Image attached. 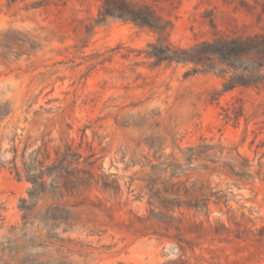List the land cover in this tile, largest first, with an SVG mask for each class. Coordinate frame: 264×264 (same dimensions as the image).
Returning <instances> with one entry per match:
<instances>
[{
    "label": "rangeland",
    "instance_id": "1",
    "mask_svg": "<svg viewBox=\"0 0 264 264\" xmlns=\"http://www.w3.org/2000/svg\"><path fill=\"white\" fill-rule=\"evenodd\" d=\"M134 1L162 35L0 0V264H264V84L146 54L264 34V0Z\"/></svg>",
    "mask_w": 264,
    "mask_h": 264
},
{
    "label": "trees",
    "instance_id": "2",
    "mask_svg": "<svg viewBox=\"0 0 264 264\" xmlns=\"http://www.w3.org/2000/svg\"><path fill=\"white\" fill-rule=\"evenodd\" d=\"M100 1L99 22L111 17L131 22L138 27H147L158 35H162L165 31V25L147 4H139L134 0ZM146 54L153 57L155 63L193 61L207 69L213 68L216 60L233 71L223 83L224 91L236 86L258 87L264 84V34L204 41L191 49L177 48L167 42L162 43L159 36L156 43L147 44ZM64 159L62 158L60 162ZM40 164L43 165V161H40ZM44 176L43 171L38 176V184L42 187L46 185ZM49 185L55 187L52 181Z\"/></svg>",
    "mask_w": 264,
    "mask_h": 264
}]
</instances>
